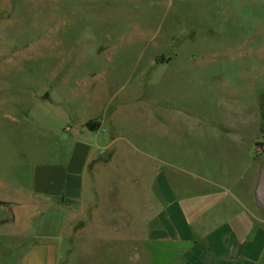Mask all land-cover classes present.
<instances>
[{"label":"rangeland","instance_id":"374dc122","mask_svg":"<svg viewBox=\"0 0 264 264\" xmlns=\"http://www.w3.org/2000/svg\"><path fill=\"white\" fill-rule=\"evenodd\" d=\"M263 103L264 0H0L2 180L50 159L64 116L66 151L75 133L95 137L81 199L35 198L28 215L59 264H236L202 237L186 251L155 244L158 182L185 176L192 150H232L195 120L253 126L257 109L260 136ZM1 239L0 264H13Z\"/></svg>","mask_w":264,"mask_h":264},{"label":"crops","instance_id":"0c3cea01","mask_svg":"<svg viewBox=\"0 0 264 264\" xmlns=\"http://www.w3.org/2000/svg\"><path fill=\"white\" fill-rule=\"evenodd\" d=\"M256 110L252 117L254 134L253 126H247L241 117L194 121L195 125L207 127L205 132L214 133L212 137L219 140L220 148L227 146L232 150L210 152L204 147L202 151L192 150L187 153L186 168L179 169L184 178L170 172L168 184L164 182L162 186L158 182L159 197L167 205L164 210L159 208L155 217L158 225L150 235L155 244L170 243L186 251L194 244V238L202 237L212 258L215 254L225 259L233 249L236 264L260 263L264 255V103L260 136ZM64 121L65 116L54 135L57 150L50 159L43 152L37 164H28L26 181L16 182V175H12L15 179L11 181L2 180L0 174V202L4 206L3 214L8 215V219L2 218L0 222L5 224L0 231V242L1 238L10 240L13 250L5 255L12 257L13 264H59L52 244L33 240L34 226L31 215L28 217L33 211L32 202L35 198L78 201L84 194L89 178L87 165L95 146L91 141L95 137L93 133H75V137L72 133L74 139H69L71 148L66 151L68 139L61 127ZM26 122L33 125L32 117L26 118ZM259 137L263 149L253 151ZM163 214L167 224L162 221ZM19 236H29L30 240L18 242ZM238 259L243 260L239 263Z\"/></svg>","mask_w":264,"mask_h":264},{"label":"trees","instance_id":"16d2710c","mask_svg":"<svg viewBox=\"0 0 264 264\" xmlns=\"http://www.w3.org/2000/svg\"><path fill=\"white\" fill-rule=\"evenodd\" d=\"M86 127L89 128L91 131L92 130H95V126H94V123L89 121L87 124H86Z\"/></svg>","mask_w":264,"mask_h":264}]
</instances>
